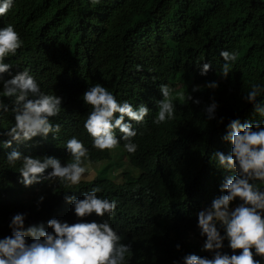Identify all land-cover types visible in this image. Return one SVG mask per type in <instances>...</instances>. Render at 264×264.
<instances>
[{"label": "clouds", "instance_id": "obj_1", "mask_svg": "<svg viewBox=\"0 0 264 264\" xmlns=\"http://www.w3.org/2000/svg\"><path fill=\"white\" fill-rule=\"evenodd\" d=\"M255 2L0 0V264H264Z\"/></svg>", "mask_w": 264, "mask_h": 264}, {"label": "trees", "instance_id": "obj_2", "mask_svg": "<svg viewBox=\"0 0 264 264\" xmlns=\"http://www.w3.org/2000/svg\"><path fill=\"white\" fill-rule=\"evenodd\" d=\"M256 0H239L240 2V9L239 13H241L242 17H250L257 19V16L255 15L257 13L256 7H255V2ZM232 24L236 30H240L241 24L236 20H232ZM254 33L257 35L260 34L261 28L255 27L253 30ZM262 75L256 78L255 83L259 84H264V70L261 71ZM257 103L261 104L264 106V94H262L260 97L257 98ZM248 116L252 117L256 123H260L262 127H264V119H262L257 112L255 111L253 105L250 104L249 110L246 112ZM28 151H33L34 150L31 148ZM197 157L199 158V155L197 154ZM194 161L191 160L190 163L192 164ZM194 171L200 173V174H205L209 172H214V169L207 164V163H201L195 165ZM150 187L152 192H154V189H156V185L154 183H150ZM12 189L8 183H4L0 181V196L5 197L7 196L10 192H12ZM195 190V186L184 176H180L178 182L173 185L172 187V192L173 194L185 198L188 195L192 194L193 191ZM17 206H20L18 203H15L13 205L14 208ZM23 208L25 212H28L30 214H35L37 213V207L33 203H28L27 205H22L20 206ZM221 234L223 235V231H221ZM227 243V241L224 242V246ZM181 249L177 250V248L172 250L169 247H167L165 244H163L157 251L153 252V255L155 257V263L153 264H173L174 261H179L183 256L186 255L185 249L183 247H180ZM192 249V248H191ZM190 250V249H189ZM189 252L197 253L195 250H191Z\"/></svg>", "mask_w": 264, "mask_h": 264}, {"label": "rangeland", "instance_id": "obj_3", "mask_svg": "<svg viewBox=\"0 0 264 264\" xmlns=\"http://www.w3.org/2000/svg\"><path fill=\"white\" fill-rule=\"evenodd\" d=\"M203 242H204V240H203ZM203 242H202V243H200V244H201V246L203 245ZM209 253H211V252H209Z\"/></svg>", "mask_w": 264, "mask_h": 264}, {"label": "bare ground", "instance_id": "obj_4", "mask_svg": "<svg viewBox=\"0 0 264 264\" xmlns=\"http://www.w3.org/2000/svg\"><path fill=\"white\" fill-rule=\"evenodd\" d=\"M28 146L27 145H24V148H27Z\"/></svg>", "mask_w": 264, "mask_h": 264}]
</instances>
